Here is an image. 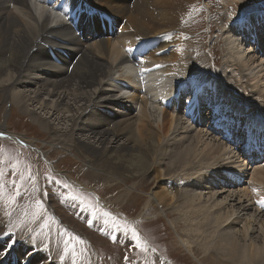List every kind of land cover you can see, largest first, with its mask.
Instances as JSON below:
<instances>
[{
    "label": "bare ground",
    "instance_id": "bare-ground-1",
    "mask_svg": "<svg viewBox=\"0 0 264 264\" xmlns=\"http://www.w3.org/2000/svg\"><path fill=\"white\" fill-rule=\"evenodd\" d=\"M238 1L222 0L221 7H237ZM194 3L0 0V106L5 111L0 136L38 150L28 137L7 130L14 109L51 137L47 145L83 159L88 170L109 183L149 179L155 188L144 215L151 210L178 215L172 225L183 224L180 241L187 251L197 246L227 264H264V206L258 203L264 200V162L260 157L246 162L225 138H206L211 135L203 131L205 87L200 84L198 92L184 98L183 79L198 84L206 74L204 62H188L194 42L184 30ZM262 26L250 16L222 31L228 60L243 66L257 89L264 88ZM105 30L115 31L114 38L104 36ZM260 93L254 97L259 102L247 106L259 117L258 127H264V89ZM241 99L230 93L223 111L236 112ZM248 115L243 123L251 130L253 116ZM251 132L249 137L263 130ZM259 145L264 153V142ZM194 167H200L195 169L199 180H193L195 173L186 174ZM130 185L126 193L137 186ZM10 244L0 248L6 252ZM23 246L16 264L41 262L42 253L38 259ZM2 253L11 264V252Z\"/></svg>",
    "mask_w": 264,
    "mask_h": 264
},
{
    "label": "rangeland",
    "instance_id": "rangeland-1",
    "mask_svg": "<svg viewBox=\"0 0 264 264\" xmlns=\"http://www.w3.org/2000/svg\"><path fill=\"white\" fill-rule=\"evenodd\" d=\"M221 4L222 0H195L192 16L184 30L192 37L194 43L191 46L195 44L194 48H189V54L193 55L188 62L194 61L197 65L204 62V78L207 82H214L215 88V92L208 91L209 98L237 94L248 111V102L257 100L258 93L261 94L264 88L258 90L243 66L235 65L231 57V62L228 60L222 31L225 33L226 26L244 13H264V0H239L237 7L228 9L222 8ZM100 39L95 38L97 42ZM231 66L236 67L237 73L231 70ZM231 71L236 75L233 76ZM189 85L190 82L184 87ZM3 108L0 106V125L4 121ZM210 113L205 109V115ZM10 116L7 130L28 137L38 150L27 143L0 136V224L3 226L0 245L11 243L10 250L5 249L7 253L0 248V264H6L7 259L1 256L2 252V255L11 252L10 263L16 264L23 244L22 251L27 254L26 244L32 248L29 254L36 253L40 259L38 253H42L41 262L35 259L31 264H227L217 255L208 257L197 246L193 253L187 251L180 241L183 224L176 226V222L172 225L178 215H172L168 210L167 214L151 210L144 215L148 195L155 188L149 179L124 185L122 181L109 183L106 177H98L88 170L83 159L47 145L51 137L28 117L14 109ZM205 117L207 125L203 131L212 136L206 138L218 141L222 133L214 131L209 126L213 121L209 116ZM232 144L248 162L245 136H241L240 141L237 138L232 140ZM40 148L46 153L43 157ZM198 168L194 167L186 174L195 173L192 179L199 180L195 172ZM174 175L178 177L179 174ZM181 177L180 181H183ZM132 183L137 186L131 193H126L128 187H133Z\"/></svg>",
    "mask_w": 264,
    "mask_h": 264
},
{
    "label": "snow or ice",
    "instance_id": "snow-or-ice-1",
    "mask_svg": "<svg viewBox=\"0 0 264 264\" xmlns=\"http://www.w3.org/2000/svg\"><path fill=\"white\" fill-rule=\"evenodd\" d=\"M258 203H259L260 205L264 206V200H260V201H258ZM132 235H133L134 238H136V234H135V232H133ZM137 239H138V238H137ZM12 243H14V241H12Z\"/></svg>",
    "mask_w": 264,
    "mask_h": 264
}]
</instances>
